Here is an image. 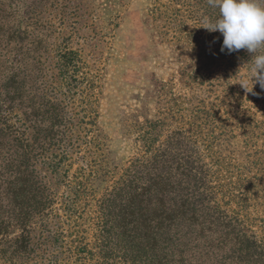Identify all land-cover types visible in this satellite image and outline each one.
Here are the masks:
<instances>
[{
	"label": "trees",
	"instance_id": "1",
	"mask_svg": "<svg viewBox=\"0 0 264 264\" xmlns=\"http://www.w3.org/2000/svg\"><path fill=\"white\" fill-rule=\"evenodd\" d=\"M18 1L0 19V264H264V89L205 28L218 10L147 0L170 72L122 110L120 167L107 67L64 33L81 5Z\"/></svg>",
	"mask_w": 264,
	"mask_h": 264
},
{
	"label": "rangeland",
	"instance_id": "2",
	"mask_svg": "<svg viewBox=\"0 0 264 264\" xmlns=\"http://www.w3.org/2000/svg\"><path fill=\"white\" fill-rule=\"evenodd\" d=\"M18 0H0V19L8 5ZM20 1V0H19ZM18 1V2H19ZM28 6H40L66 0H22ZM80 6L79 25L73 33L66 27V35L74 34L72 47L99 58L108 70L100 124L110 138V147L116 163L124 167L132 155L128 141L123 138L120 115L122 110L136 104L153 75L167 78L168 68L162 66L163 50L156 47L148 20L147 0H77ZM93 22L111 30V22L118 28L113 35L95 36ZM99 33L100 29L95 30ZM101 33V32H100ZM86 42V44H85Z\"/></svg>",
	"mask_w": 264,
	"mask_h": 264
},
{
	"label": "clouds",
	"instance_id": "3",
	"mask_svg": "<svg viewBox=\"0 0 264 264\" xmlns=\"http://www.w3.org/2000/svg\"><path fill=\"white\" fill-rule=\"evenodd\" d=\"M208 4L218 15L214 20L205 19V28L222 34L221 51L245 49L251 54L247 63L250 79L241 85L251 91L258 83L264 89V0H208Z\"/></svg>",
	"mask_w": 264,
	"mask_h": 264
}]
</instances>
